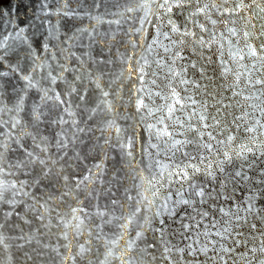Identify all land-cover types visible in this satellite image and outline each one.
Returning <instances> with one entry per match:
<instances>
[{"label":"snow or ice","instance_id":"6c2138e0","mask_svg":"<svg viewBox=\"0 0 264 264\" xmlns=\"http://www.w3.org/2000/svg\"><path fill=\"white\" fill-rule=\"evenodd\" d=\"M127 3L124 11L138 14L135 18L139 22V27L132 33L136 39L130 43L133 48L143 49L145 55L133 59V53L122 59L124 71L116 78L119 81L117 88L125 79L139 84L129 92V101L137 113H143L141 123L146 126L148 139L156 141L148 145L155 150V155L148 152L153 160L147 166L150 178L146 187L141 177L140 187L146 194L137 193L135 198L127 196L128 201H134L130 205L132 210L115 217L122 234L107 240L103 259L97 253L95 264H264V0H127ZM43 8L45 17L61 14L59 9L52 12L47 0ZM181 10L187 11L188 15L178 24L173 17ZM62 14L67 16L69 13L63 11ZM146 25H152L154 29L150 36L145 34ZM24 33L23 28L0 33V67L17 42L31 49ZM51 35L50 26L49 38ZM189 45L194 49L217 47L221 75L225 80L232 78L227 84L232 98L229 103H224V97L216 99L211 91L206 92L209 99L215 100L214 113L208 111L207 102L198 103L177 91L180 85L189 83L186 79L188 67L181 63L187 59L183 52ZM47 48L44 45V49ZM191 68L195 70L196 64L191 63ZM9 69L10 72L18 71L11 65ZM10 72L0 71V79L9 76ZM102 76H96L92 81L101 93L100 104L91 110L92 116L97 111L110 113L114 107L117 93L111 86L109 91L103 89ZM160 76L163 79L158 84ZM49 78L53 82L57 79L51 73ZM23 79L27 82L26 88L36 87L31 75ZM151 88L160 91L153 92ZM71 92L77 93L83 101L87 89H84V95H80L75 87ZM154 95L164 99L165 103L155 106ZM238 97L242 100L236 99ZM50 99L53 97L45 91L41 100ZM54 99L58 106L68 103L59 93ZM185 102H190L191 111L181 119L177 113L188 110ZM237 106L239 115L235 110L229 111ZM63 111L74 116L67 107ZM24 112V94H18L12 107H7L0 91V206L11 207L7 213L0 207V253L11 246L5 232L11 227V217L19 216L15 206L23 200L18 197L33 200L34 203L28 205L33 211L45 208L56 198L54 195L47 199L37 198L26 188L38 187L45 181L48 182L46 186L62 182L65 188L74 184L76 190L91 195L92 186L103 171V162L97 163L93 166L96 171L89 168L88 175L75 180L65 174L63 168L58 169V161L45 155L48 147H41L47 144V138L38 132L27 131L28 123L21 116ZM29 115L34 127L43 122L44 113L39 106L33 107ZM55 122L68 123L63 118ZM73 125L77 127V133L85 132V128L78 127L75 121ZM232 126L242 128L248 134V143L234 147L237 138L227 134ZM107 127L114 133L120 150L133 157L132 139L121 136L115 120H110ZM217 129L225 133L223 138L217 139L213 134ZM186 132L194 133L201 141L207 137V142L202 144L206 156L199 152L196 155L182 152L185 145L193 142L177 138ZM77 133H73L76 139ZM56 143L64 150L75 140L58 139ZM105 144L115 146L111 139H106ZM177 153H182L180 159H177ZM161 154L167 163L159 158ZM17 174L29 179L19 180ZM41 199H44L43 205ZM111 204L113 211L124 207L116 199ZM77 211L82 209H73L74 213ZM96 215L104 217L106 213L97 212ZM177 217L179 227L170 230L168 221L175 223ZM40 218L43 220V213ZM73 227L76 234H82L80 224ZM19 239L26 238L21 235ZM64 239L68 240L67 232ZM96 239L103 237L97 234ZM76 247L75 254L65 257V264L69 259L87 260L93 254L90 241L77 242Z\"/></svg>","mask_w":264,"mask_h":264},{"label":"water","instance_id":"95a60500","mask_svg":"<svg viewBox=\"0 0 264 264\" xmlns=\"http://www.w3.org/2000/svg\"><path fill=\"white\" fill-rule=\"evenodd\" d=\"M44 2L45 0H0V33L23 28L31 44L29 49L17 42L14 50L9 51L5 64L0 67V71L10 72V65L18 69L17 72H10L9 76L0 79L3 103L7 107H12L18 94L25 95V112L21 113V116L28 123L27 131L33 134L38 132L40 136L47 138V144H42L41 147H48L45 155H51L57 160L56 167L63 168L65 174L79 180L88 175L87 169L101 162H103V171L96 184L92 186L91 195H88L87 191L76 190L74 184L65 188L62 182L46 186L48 182L45 181L38 187L26 188L37 198L47 199L49 195H54L56 198L45 205L47 211L45 208H37L33 211L28 207L29 204L34 203L33 200L28 197H18L23 200L15 206L19 216L11 217V227L5 232V235L10 237L11 246L0 253V261L3 264H65V257L77 251V242L90 241L93 247L92 256L87 260L69 259L67 264H95L97 253L103 259L104 245L107 240L122 234L115 217L132 210L130 205L134 204V201H128L127 196L131 195L135 198L137 193L146 194L144 188L140 187L141 177L146 187V181L150 178L147 166L153 160L148 152L151 151L155 155V150L148 145L156 141L148 139L149 133L146 131V126L141 123L143 113H137L134 104L129 101V92L139 87V84L125 79L117 88L119 81L116 78L124 71L122 59L132 56L133 53H135L133 59L145 55L143 49L133 48L130 43L136 39L132 33L135 27H139V22L135 18L138 14H129L124 11L128 6L127 0H47L51 11L55 12L59 9L61 14L45 17ZM63 11L69 14L65 16L62 14ZM187 15V11L181 10L173 19L179 24ZM50 26L52 35L49 38ZM145 28L146 35L150 36L154 31L152 25H146ZM44 45L48 46L47 50L44 49ZM183 55L187 59L181 63L188 67L186 79L189 83L177 88L181 96L191 97L198 103L207 102L208 111L212 113H214L215 100L209 99L206 95L207 91H211L216 99L224 97V103H229L232 98L227 84L232 82V78L225 80L221 75V57L217 47L194 49L192 45H189ZM191 63L196 64L195 70L191 68ZM49 73L57 77L55 82L49 78ZM101 74H103L101 81L103 89L109 91L111 86L117 95L113 100L114 107L110 113L97 111L92 116L91 110L101 101V93L92 81ZM28 75H31L35 88H26L27 82L23 77ZM162 79V76L158 77L157 83L160 84ZM73 87L77 88L80 95H84V89H87L83 101L79 99L77 93L71 92ZM151 90L160 91L159 88H151ZM45 91L53 99L41 100ZM57 93L68 103L58 106L54 99ZM244 95H247V92ZM109 99L112 100L113 97L110 96ZM236 99L242 100V97ZM152 101L155 106L165 103L164 99L155 95ZM185 103L188 110L177 113L181 119L186 118L191 111L190 102ZM35 106H39L40 111L44 113L43 122L36 127L33 126L29 115ZM65 107L74 113V116L70 117L65 113L63 111ZM234 110L237 115L240 114L239 106L236 109H229L230 112ZM90 116L91 119H89ZM7 118L5 116V119ZM61 118L68 123L55 122ZM228 119L231 120V116ZM110 120L116 121L121 129L122 137L132 139L133 157L126 156L116 145L115 135L107 127ZM73 121L78 127L85 128V132L77 133V127L73 125ZM73 133H77L78 139L73 136ZM213 134L217 136V139L225 135L219 129ZM227 134L237 138L234 147L248 143V134L242 128L237 129L232 126V130ZM177 138L193 141L185 145L182 152L192 155L199 152L201 156L207 155L202 148V144L207 142V137L201 141L194 133L186 132L184 136H177ZM58 139L75 140V143H69L67 149L60 150L56 143ZM106 139H111L112 145L115 146L105 144ZM28 143L31 144L30 139ZM61 157L63 160L60 159ZM181 157L182 153H177V159ZM159 158L164 160L163 154ZM12 159L14 160L15 157L12 156ZM164 162L168 161L164 160ZM93 171L96 170L93 168ZM17 175L19 180L29 179L23 175ZM63 193L67 195H62ZM44 199L40 200V204H44ZM113 199L123 204V209L116 208L113 211L111 204ZM0 207L4 213L11 210L7 204ZM73 209H82V211L74 213ZM97 212H104L106 215L101 217L96 215ZM41 213L44 216L43 220L40 218ZM105 221H111V223ZM179 223V217L176 218L175 223L168 221L170 230L177 229ZM76 224H80L79 232L82 234H76L73 227ZM66 232L68 240L64 239ZM97 234L103 239L97 240ZM130 234L134 235V232L130 230ZM21 235L26 239H19Z\"/></svg>","mask_w":264,"mask_h":264}]
</instances>
